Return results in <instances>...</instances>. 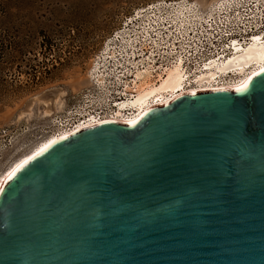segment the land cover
<instances>
[{
  "label": "water",
  "instance_id": "water-1",
  "mask_svg": "<svg viewBox=\"0 0 264 264\" xmlns=\"http://www.w3.org/2000/svg\"><path fill=\"white\" fill-rule=\"evenodd\" d=\"M50 143L0 191V264H264V70Z\"/></svg>",
  "mask_w": 264,
  "mask_h": 264
},
{
  "label": "rangeland",
  "instance_id": "rangeland-1",
  "mask_svg": "<svg viewBox=\"0 0 264 264\" xmlns=\"http://www.w3.org/2000/svg\"><path fill=\"white\" fill-rule=\"evenodd\" d=\"M163 1L205 10L217 0H0L2 178L63 128L60 117L81 104L101 52H117L116 33L133 32L131 16Z\"/></svg>",
  "mask_w": 264,
  "mask_h": 264
},
{
  "label": "built area",
  "instance_id": "built-area-1",
  "mask_svg": "<svg viewBox=\"0 0 264 264\" xmlns=\"http://www.w3.org/2000/svg\"><path fill=\"white\" fill-rule=\"evenodd\" d=\"M128 23L134 33H116L117 52H111L116 47L110 46L101 52L92 69V85L80 96L81 104L64 119L60 117L62 129L87 118L111 115L133 96L127 84L137 71L149 69L157 81L167 68L181 62L186 91H190L200 75L235 54L237 47H245L255 37L264 39V0H219L205 10L188 2H156L141 8ZM237 75V71H225L213 83L229 84ZM125 111L126 116L134 113L133 109Z\"/></svg>",
  "mask_w": 264,
  "mask_h": 264
},
{
  "label": "bare ground",
  "instance_id": "bare-ground-1",
  "mask_svg": "<svg viewBox=\"0 0 264 264\" xmlns=\"http://www.w3.org/2000/svg\"><path fill=\"white\" fill-rule=\"evenodd\" d=\"M219 0L215 1L217 3ZM214 3V4H215ZM212 4V6L214 5ZM184 11L182 10V12ZM113 52V51H111ZM207 72L197 78V83L194 86L189 87L190 91H186L185 86L186 76L183 71L181 62L174 64L165 70L163 74H160L159 79L154 81L149 69L143 71H137L132 83L127 84L131 91H134L133 96L129 100H124L119 108H115L113 113L105 118L98 119L96 117L87 118L82 122L73 124L70 127L61 129L58 133L46 139L33 151L27 154L25 157L17 161L3 176V180L0 182V191L4 183L8 180V174L11 173L18 165L25 160H29L36 152L45 145H49L54 140L66 137L82 128H86L105 120L120 121L122 123L133 124L137 122L145 113L152 107L158 105H165L176 97L184 93H196L198 91H206L214 88H242L245 83H248L252 77L257 73L264 70V39L255 37L254 41L247 44L245 47H237L235 54L230 56L225 61L219 64H213ZM232 70L234 73H238L234 77V82L229 84L216 85L213 83L216 78L221 77L222 72H229ZM238 78V79H237ZM103 76H99V81H103ZM125 109H133L132 115H127Z\"/></svg>",
  "mask_w": 264,
  "mask_h": 264
},
{
  "label": "snow or ice",
  "instance_id": "snow-or-ice-1",
  "mask_svg": "<svg viewBox=\"0 0 264 264\" xmlns=\"http://www.w3.org/2000/svg\"><path fill=\"white\" fill-rule=\"evenodd\" d=\"M247 87H248V84L245 83L244 86H243L242 88H238L237 91H243L244 88H247ZM53 143H55V141H53ZM50 146H51V145H45V147H44V148H41L38 152H36L35 155H36V156L41 155V154H42L44 151H46L47 148L50 147ZM34 158H35V157H30L29 159H34ZM26 163H28V160H25L23 163H21L20 165H18L16 169H14L11 173L8 174V177H7V178H8V179H11L12 176H14L15 173H16L17 171H19L20 168L24 167V164H26Z\"/></svg>",
  "mask_w": 264,
  "mask_h": 264
}]
</instances>
